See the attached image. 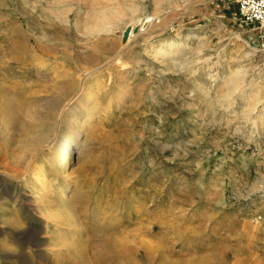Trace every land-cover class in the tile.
<instances>
[{
	"label": "rangeland",
	"instance_id": "374dc122",
	"mask_svg": "<svg viewBox=\"0 0 264 264\" xmlns=\"http://www.w3.org/2000/svg\"><path fill=\"white\" fill-rule=\"evenodd\" d=\"M87 1L79 33L74 12L66 22L53 0H0L1 90L24 99L29 92L17 90H37L44 97L38 102L49 107L68 85L57 64L76 75L81 73L78 59H89L103 65L89 76L97 79L93 85L101 104L124 93L121 104L114 98L112 109L101 106L82 135L66 172L71 185L64 204L48 199V181L55 174L48 178L46 171L44 192L35 187L48 163L46 148L38 147L28 158L29 141L17 150L0 142V165L8 166L6 175L0 167L5 179L0 185V264H264V42L259 24L245 21L233 1L157 0L160 27L127 43L118 29L116 38H103L96 49L86 44L82 26L99 18L98 6L112 0ZM117 1L124 3L120 9L142 2L148 13L155 10L156 0ZM41 30L47 36L42 44L48 45L45 67L38 66L32 46L26 45V33ZM180 36L185 45L174 54L157 52L160 42ZM241 68L244 96L238 91L226 96L227 75ZM30 126L32 132L42 127ZM63 130H69L65 123ZM16 199L27 203L29 212L11 209ZM51 209H59L60 222L46 220Z\"/></svg>",
	"mask_w": 264,
	"mask_h": 264
},
{
	"label": "bare ground",
	"instance_id": "6f19581e",
	"mask_svg": "<svg viewBox=\"0 0 264 264\" xmlns=\"http://www.w3.org/2000/svg\"><path fill=\"white\" fill-rule=\"evenodd\" d=\"M53 1H54V3H56V5L59 6V12L62 15H64L66 22H68V20L71 17L70 13L74 12V14H75V22H74L75 27L78 29L79 33H81V29H80L81 24L79 23V18L81 16L80 12L85 8L84 6H87L88 1L87 0H53ZM120 4H124V3H120L117 0H112L111 4H109L107 6H103V5L98 6V9L96 10V12L98 11L97 14L99 15V18L97 17L94 21L88 22L82 26V28L84 29V32H82V35L85 37L86 44H89V46H92L93 48L99 49L100 40H103V38L104 39L105 38H116V36H114V35H116V30H118V29H120L121 33H122L121 34V41L123 42V40H125V42H123V43H127V42H129L130 39L136 38L140 34L149 33L150 29H152L154 26L159 25V22L161 20V19H159V17H160V14L162 13L160 1H157V0L154 1L155 10H154V13H152V14L148 13L145 10L146 8H144L142 2L128 4V5H126V8H124V9L119 8ZM160 26L161 25H159V27ZM70 32H71V30H70ZM175 32H176L177 36L181 35L180 31L177 30ZM26 35L29 38L28 39L29 43L26 45L32 46L31 47V49H32L31 53L38 60V66L40 65V67H45L46 66L45 57L48 56V45L42 44V40L47 38L45 31L41 30L40 32L26 33ZM31 39L33 41H31ZM121 41H120V44H118L119 46L121 44H123ZM184 41L185 40L181 36L168 38L167 40L162 41L158 44L159 47L157 49V52H162L163 50H166V51H163V53L168 52L169 54H174L175 51L178 50V48L180 46H182V44L185 43ZM121 50H123V49L121 48ZM75 54L77 55V58L81 57L80 50L79 51L75 50ZM45 55H47V56H45ZM247 55L248 56L251 55L250 51L247 52ZM218 56L220 58L219 53H218ZM153 57H155V56H153ZM78 60L80 61L78 68H80L81 73H79V74L77 73L76 75H74V73L72 72V70H70L69 67H67V66L63 67L60 64H57V66L61 67L60 69L58 68L59 71H62L63 74H66L64 79L66 80L68 85H67V87H64L62 90H60V98L61 99H62V96H67V97L69 96V98L66 101L64 99L63 100L56 99L54 101V103L48 107V105L45 106L43 103H39L40 101L38 102V100H40L44 97H42L43 95H41L40 93L38 94L37 90H31V91H29V90H17V91H22V92H29V94L27 96H25L26 99H24L14 92L0 89V142L2 141L1 144L3 146H5L4 144H6V145L7 144L8 145L14 144V148L17 150L18 147H20L21 145L26 143V141H29L31 143L32 147H31V145L28 147V148H30L29 150L31 151L26 156L28 158L32 157L34 155V153H36V150H38V147H40V149H44V148L47 149L49 156L46 159V162H48V163L43 164V169L45 172L43 171L41 176L36 177L38 179V181H40V184L37 186L35 185V187L38 188V192H44L45 187H46V183H47L46 171H48V178H49V175L55 174V177L53 178L52 182L50 183L48 181L47 187H48V191L50 193V194H48V199H50V200L56 199L57 201L60 202V204H64L65 203L64 201L68 200V198L70 199V195L68 193V190L70 188L71 183L68 180L69 175H67L66 172L69 168V165L71 164L72 159L75 157V153L80 151V146L83 143L82 135H85V132L92 126V124H94V121H95V119L99 113V108L101 106L103 107L102 110H104L106 107L111 106V102L114 100V98H116L118 100V104H121L122 102H124V97H123L124 93L121 91V92L115 93V96L108 98L105 101V104H104L105 106L103 104H101V98L99 96L100 90H97V88H95L93 85V83H95L97 81V79H94L92 82L91 80H89V76L93 72H95L97 69L101 68L103 65H100L99 61H94V60H89V59L88 60L78 59ZM54 64H55V62H54ZM92 65L96 66V67H93ZM102 69H103V67H102ZM59 71H58V73H59ZM232 71H234V72H232V74H229L230 75L229 77L227 75V78H228L226 80L227 92L225 93V95L226 96H229L231 94L235 95V93L238 91L239 95L244 96L242 94L245 93L244 90H246V89H244L243 85L241 84L242 83V80H241L242 77H239L240 72L243 71V69L241 68V69L232 70ZM88 80L90 81V83H88ZM102 88H103V86H102ZM41 89H42V87H41ZM121 90H123V89H121ZM256 98H257V96H256ZM249 100H251V99L249 98ZM259 100H261V99L255 100V102L253 101L254 106L252 105L253 107H251V105H249L248 108L251 107V110H253L252 108H254L257 105L256 102ZM228 101H229V98H228ZM246 101L248 102V100H246ZM232 104L233 103L230 102L229 106ZM222 105H224V104H222ZM234 106H235V104H234ZM109 108H111V107H109ZM224 110L226 111V109H224ZM251 110H250V112L252 113ZM255 110L256 109H254L253 111H255ZM247 115L248 114H246V116ZM249 115H251V114H249ZM248 117L249 116H247V118ZM33 123L41 124L42 127L39 129L40 131H36V132L31 131L30 125H32ZM64 123L69 127V130L66 132H65V130H63V124ZM28 133H30V134H28ZM33 147H34V149H33ZM13 152H15V151H13ZM43 152H44V150H43ZM24 156H21L20 160L17 162V163H19V165L20 164L22 165V163H23L22 158ZM2 158H5V156L2 155ZM0 167L3 168V170H4L3 175H6L5 170L8 168L7 164H2V165H0ZM8 176L10 177V175H8ZM4 182H5V179L3 178V176H0V185L3 184ZM22 200H23V198H22ZM22 200L16 199V201H14V205H12L10 208L14 209L17 206L18 208H23V211L27 212L28 211L26 209L27 203L23 202ZM32 205H35V204H32ZM60 208H62V207L59 206V209ZM32 209H30V210H32ZM46 210H47V208H46ZM58 210H53V209L49 210L48 211V219H46V220L51 221L50 223L60 222V221L57 222V220H56ZM0 211H2V210L0 209ZM41 216H42V214H41ZM41 216H39V217H41ZM63 218H65V217H63ZM40 219H42V218H39V220ZM58 219H60V218H58ZM65 219L67 220V218H65ZM36 220H37V218H36ZM72 220H74V219H72ZM74 223L75 222H73L72 225H74ZM66 224L64 223V225H66ZM75 225H77V224L75 223ZM70 227H72V226H70ZM76 227L78 229V225ZM75 231H77V230H75ZM75 234H76V232H75ZM34 235H32V237ZM76 236L77 235H75V237ZM70 238H71V236H70ZM72 243H73V241H72ZM69 245H70V243H69ZM73 246H77V244L73 245ZM76 248H78V247H76Z\"/></svg>",
	"mask_w": 264,
	"mask_h": 264
},
{
	"label": "built area",
	"instance_id": "2783aa9c",
	"mask_svg": "<svg viewBox=\"0 0 264 264\" xmlns=\"http://www.w3.org/2000/svg\"><path fill=\"white\" fill-rule=\"evenodd\" d=\"M237 4L239 13L247 22H255L261 28L264 42V0H228Z\"/></svg>",
	"mask_w": 264,
	"mask_h": 264
}]
</instances>
